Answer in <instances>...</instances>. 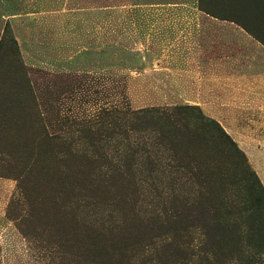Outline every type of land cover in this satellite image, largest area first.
Wrapping results in <instances>:
<instances>
[{
	"label": "rangeland",
	"instance_id": "obj_1",
	"mask_svg": "<svg viewBox=\"0 0 264 264\" xmlns=\"http://www.w3.org/2000/svg\"><path fill=\"white\" fill-rule=\"evenodd\" d=\"M241 4L238 0H0L1 17L7 18L0 23V42L6 30L19 51L16 59L0 52V264H89L70 245L50 244V185L54 178L64 180L71 161H82L59 150L54 154L49 140L40 136L41 121L48 133L76 138L81 136L77 123L94 121L104 107L126 111L198 106L225 132L212 149L227 164L230 178L235 169L245 186L257 182L264 188V103L226 102V83H210L206 93L204 81L198 82L206 75L197 71L196 62L203 58L199 46L205 47L209 37L214 46L227 47V56L244 53L253 62L255 70L244 74L264 78L257 55L245 52L235 40L241 30L253 36L222 18L233 11L242 14ZM205 15L237 26L230 27L229 40L211 29ZM83 74L88 75L72 82ZM115 143L105 146V152L117 159L123 146ZM85 146L83 141L77 143L79 150ZM161 156L156 172L149 177L142 165L136 178L156 183L162 198L144 194L145 185L143 190L129 188L128 198L116 200L117 210L136 213L148 229L164 223L157 221V202L172 201L176 210L189 216L210 200L203 178L174 170L169 154ZM148 229L145 242L132 248L135 258L128 264H211L200 256L201 228L192 229L189 243L181 246L172 245L174 234L147 240Z\"/></svg>",
	"mask_w": 264,
	"mask_h": 264
},
{
	"label": "trees",
	"instance_id": "obj_2",
	"mask_svg": "<svg viewBox=\"0 0 264 264\" xmlns=\"http://www.w3.org/2000/svg\"><path fill=\"white\" fill-rule=\"evenodd\" d=\"M238 2H242L238 6L242 14L233 11L222 18L237 23L264 44V0ZM0 52L15 59L18 56L17 42L6 30ZM86 75L71 80L79 83ZM101 109L94 121L77 123L81 136L76 138L50 130L48 133L40 122L44 129L40 136L49 140L54 154L58 155L59 150L82 161H71L65 168L64 180L54 178L55 183L50 185L51 245L68 244L79 250L89 264H128L135 258L132 248L145 242L143 235L148 227L136 219V213L126 215L117 210L116 200L128 198L125 193L130 189L143 190L145 185L144 194L162 198L163 192L156 183L137 180L136 175L143 165L150 171V177L158 169L161 154L167 153L174 170H186L193 178H203L210 200L189 216L176 210L172 201L157 202L156 218L164 223L148 229L147 240L174 234L172 245L181 246L189 243L191 230L199 227L203 231L204 247L200 250L203 260L211 264H264V188L257 182L245 186L235 169L230 178L227 164L212 149L213 143L225 134L217 122L205 117L198 106L191 105L126 111L117 107ZM133 135L135 140H131ZM80 141L87 146L79 150ZM112 141L116 147L123 146L117 159L105 152V146ZM83 158L87 162L83 163ZM204 169L208 172L201 174Z\"/></svg>",
	"mask_w": 264,
	"mask_h": 264
},
{
	"label": "crops",
	"instance_id": "obj_3",
	"mask_svg": "<svg viewBox=\"0 0 264 264\" xmlns=\"http://www.w3.org/2000/svg\"><path fill=\"white\" fill-rule=\"evenodd\" d=\"M205 18L209 19L208 21L212 23L211 29H217V33L221 37H225V39L228 36L227 34L230 27L237 28L236 25L230 22L212 16L205 15ZM4 20H7V18L3 19L0 14V23ZM241 31L235 33V40L239 47L245 52L256 54L258 61L264 67V46L247 33ZM210 35L212 36V34ZM197 41L198 40H195L196 45L200 43ZM214 42V39L209 37V39L206 40L205 47L199 46L203 58L199 57V61L196 62L197 71L206 73L204 78H198L199 83L204 81L205 92L208 93L210 83L217 84L218 82H221L222 84L226 83L225 85L229 86L227 99L225 100L226 102L245 104L264 103L263 76L257 77L251 74H244L246 71L255 70V65L252 64L253 62L247 59V57L244 56V53H237L235 56H227V47L223 43L218 47L217 45L214 46ZM246 45L250 48L246 47ZM196 50L199 52L197 48ZM248 64L251 65L247 67Z\"/></svg>",
	"mask_w": 264,
	"mask_h": 264
}]
</instances>
